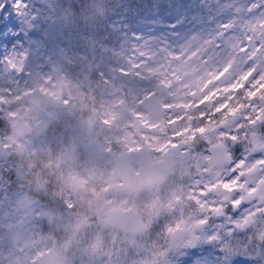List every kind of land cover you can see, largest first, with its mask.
<instances>
[{
	"label": "clouds",
	"instance_id": "1",
	"mask_svg": "<svg viewBox=\"0 0 264 264\" xmlns=\"http://www.w3.org/2000/svg\"><path fill=\"white\" fill-rule=\"evenodd\" d=\"M90 8V0H80L73 6V14L82 16ZM198 23L188 21L193 28ZM214 39L202 38L182 49L181 59L175 62L181 83L167 93L171 101L194 105L188 110L190 118L202 111L210 116L211 122L205 116L192 122L193 128L204 131L190 141L187 136L174 135L188 122L181 119L172 124L159 102L150 108V131L139 124L129 129L131 112L124 107H105L103 100L94 97H89L91 103L82 102L79 107L70 102L71 98L61 97L49 104L45 98L36 97L40 100L38 108L31 104L33 98H28L24 111L12 108L5 114V140L10 138L15 146L31 138V155L38 162L29 166L31 176L21 185L25 191L13 190L10 207L27 216L28 222L25 236L6 240L3 251L7 264L16 258L24 264H117L113 248L129 237H151L161 218L158 212L166 222L165 235H169L167 223L176 219L178 228L186 222L202 234L199 243L205 242L204 238L216 239L215 234L207 235L209 221L201 207L190 202L185 205L184 201L174 204L169 193L183 178L193 152L199 170L209 180L235 168L241 153L264 159V122L241 129L238 121H225L224 110L212 114L215 103L196 106L204 95L233 82L236 64L246 52L247 37L232 46L231 55L216 61L208 52ZM49 111L55 113L51 120ZM176 116L179 113L173 118ZM44 120H48V126L41 130L35 122ZM50 129L55 135H50ZM224 212L232 217V226L228 225L226 232L231 234L235 228L247 237V264H264V210L247 222L239 219V210L233 212L227 204ZM216 219L223 222V213ZM170 235L174 240H186L190 232L185 229ZM146 259L139 257L131 264H144Z\"/></svg>",
	"mask_w": 264,
	"mask_h": 264
},
{
	"label": "rangeland",
	"instance_id": "2",
	"mask_svg": "<svg viewBox=\"0 0 264 264\" xmlns=\"http://www.w3.org/2000/svg\"><path fill=\"white\" fill-rule=\"evenodd\" d=\"M17 2L18 0H5L0 6V58L4 57L0 60V140L6 146V153L0 161V264H7L3 251L6 240L15 241L26 235L24 228L27 226L28 217L20 215L15 208L10 207L13 190L25 191L21 185L24 179L31 176L29 166L38 164L36 158L31 155L34 146L31 138L26 137L24 142L15 146L11 144L10 138L5 140L4 117L10 109L19 108L24 111L28 98H33L32 105L39 106L40 100L36 97L45 98L49 104H55L61 97L71 98L70 102L79 107L82 102L91 103L89 97H94L97 101L103 100L105 107L115 103L117 105L115 109L124 107L132 113L133 118L135 113L131 110L135 109L134 111H140V116L145 118L147 114L137 105V99L143 92L141 85L145 82L139 77L124 75V71H120L121 68L124 69L123 64L121 68H117L111 58L117 54V51L121 52L122 47L125 49L129 45L128 51H132L131 55L139 57L140 55L135 51L144 54L130 37L135 36L138 39L135 41H141L140 45L143 43V48L159 52L161 55H155L153 60L160 65L166 54L169 53L171 58L172 53L179 48H187L205 38L207 30L205 22L211 21V32H215L220 30L217 27L218 23L227 22L233 17L238 19L235 26L223 28L222 40H224L227 34L239 31L238 38L246 34L243 23L244 20H248L255 27L250 39H256L257 42L264 40V35L262 36L264 26L256 25L264 17V0H90L91 8L79 17L73 14V6L80 3V0H23L25 5H30L31 12L28 7L21 6L19 9L21 16L16 12ZM38 7L41 10L39 18L32 20L30 14L35 13ZM175 10L180 13V17L184 16L181 14L185 10L191 21H199V23L195 28L188 23L184 24L188 25L187 28H174L173 18L168 23L163 22V19L173 15ZM24 21L29 23L25 25ZM148 23L154 28L149 27ZM158 26H162L161 32L157 31ZM258 29H262V32L258 33ZM176 30H178L177 34ZM101 35L106 37L103 39ZM236 39L237 37L228 40L226 46H233ZM144 41L149 42L144 44ZM150 42L154 47L149 44ZM253 44L252 42L251 46ZM258 44L259 42L257 46ZM261 45L262 47L260 46L256 51L259 55L264 52V42ZM251 49L255 50L254 47ZM228 50L223 48L214 50L215 55L211 58L220 61L232 54V52L228 53ZM242 58L243 56L240 63H243ZM245 61L247 64L242 67L239 63L236 64L237 74L242 73L249 64L259 62L260 56L248 57ZM57 66H60L63 72V85L59 88L55 86L51 77V69ZM143 66L147 67L145 62ZM176 71L179 75L177 67ZM179 83L181 81H178L177 85ZM230 85L231 83L227 86ZM33 89H37L38 93L34 94ZM156 92L159 93L155 98H162L164 101L170 98L167 95L169 90L161 91L160 86L157 87ZM254 93L253 96L240 97L232 106L228 105L222 109L226 112L225 121L228 123L233 120L238 121L241 129L251 123L264 122V87ZM119 99L122 100L121 103ZM164 110L167 112L166 108ZM222 110L213 109L212 114ZM12 115L16 113L13 112ZM47 115L48 120H51L55 113L49 111ZM202 115L211 122L206 112H200L195 120ZM48 120L36 121L35 124L43 130L48 126ZM185 121L188 123L179 130L182 131L180 137L187 136L190 141L197 132L204 131L203 128L193 127L187 130L186 126H189L190 122L188 118ZM135 123L140 125L138 119ZM24 126L23 123L20 124L21 128ZM141 126L147 131L151 130L148 124L141 123ZM127 127L134 129L136 126L128 122ZM49 131L50 135H55V130ZM241 157L235 168L221 172L214 179L209 180L205 173L199 170L193 152L190 156V166L185 169L183 178L177 182L174 191L169 193L173 203L179 204L184 201L185 205L190 202L193 206L201 207L206 213L207 220L212 221V227L217 229L224 225L232 226V217L224 212L225 204L233 212L239 209V219L247 222L249 218L257 215L258 211L264 210V194L259 193L247 202L242 201V198L249 195L253 188L247 184L250 171L257 170L259 177L264 176V163H256L252 157L243 153ZM236 176L241 178L238 183L232 184ZM217 189L221 190L220 195L216 194ZM169 207L172 205L170 204ZM221 213L224 215L223 222L216 219L217 214ZM157 215L161 218L151 237H129L113 248L117 264H131V261L139 257H147L144 264H178L179 257L187 249L186 244L190 236L186 240H174L170 234L186 229L190 235L197 233L202 239V234L194 231L186 222L178 228L176 219L167 223L166 232L169 235H165L166 222L163 213L158 212ZM184 216H187L186 207ZM180 217L181 213L177 212V218ZM208 229L211 230L209 225ZM232 233L235 236L232 254L244 256L246 235L235 228ZM204 239L206 242V238ZM207 251L212 253L214 248L210 245L198 246L190 250L180 263L185 261L187 264H195V262L214 264L213 258L207 255ZM187 258L190 259V263ZM240 261L241 259L238 258L233 264H242ZM12 264H24V262L16 258Z\"/></svg>",
	"mask_w": 264,
	"mask_h": 264
},
{
	"label": "snow or ice",
	"instance_id": "3",
	"mask_svg": "<svg viewBox=\"0 0 264 264\" xmlns=\"http://www.w3.org/2000/svg\"><path fill=\"white\" fill-rule=\"evenodd\" d=\"M5 0H0V6L3 5ZM23 6L24 8H27L28 6L23 3V0H18V2L15 5L16 12L21 16L22 13L19 11V9ZM41 13L40 9H37L35 13H31L32 20L38 19L39 15ZM25 25L29 23L28 21H24ZM4 59L0 58V60ZM239 210V209H237ZM209 227L211 230L207 232L208 236H213L215 234L216 239L212 240H206V242L198 243L192 245L190 248L185 249L182 253V255L179 257L178 264H180V261L187 256L188 250L194 249L201 245H210L214 249L219 251V256L215 258L216 264H233V261L236 259H241L242 264H247V258L245 256H239V255H233L232 252L229 251V245L231 243V239L234 236V233L229 234L226 232V228L228 225H224L223 227H220L219 229L212 227V221H209ZM195 264H202V262H195Z\"/></svg>",
	"mask_w": 264,
	"mask_h": 264
},
{
	"label": "water",
	"instance_id": "4",
	"mask_svg": "<svg viewBox=\"0 0 264 264\" xmlns=\"http://www.w3.org/2000/svg\"><path fill=\"white\" fill-rule=\"evenodd\" d=\"M54 76H55V79H56L57 83L59 84L60 83L59 82V70L54 71ZM35 107L38 108L39 106L38 105H35ZM3 154H4V149H3V147H2V145L0 143V158L3 156ZM196 239H197V237L196 236H193L191 238V241H190V244L189 245L192 246L195 243Z\"/></svg>",
	"mask_w": 264,
	"mask_h": 264
},
{
	"label": "flooded vegetation",
	"instance_id": "5",
	"mask_svg": "<svg viewBox=\"0 0 264 264\" xmlns=\"http://www.w3.org/2000/svg\"><path fill=\"white\" fill-rule=\"evenodd\" d=\"M235 80H237V78H235ZM256 86H259L260 89H263V87H264V77L262 79H259V81L257 82V85ZM236 93H238V90L236 91ZM232 138L235 139V136H233ZM182 151H183V149H182ZM256 160H259V159H254V161H256ZM261 181H259V179H258L254 183H252L250 186H254V188L256 189L259 186V183Z\"/></svg>",
	"mask_w": 264,
	"mask_h": 264
}]
</instances>
